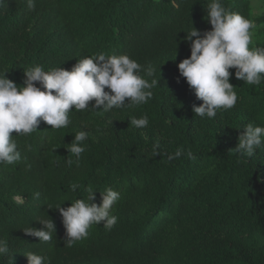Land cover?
<instances>
[{
  "label": "trees",
  "instance_id": "1",
  "mask_svg": "<svg viewBox=\"0 0 264 264\" xmlns=\"http://www.w3.org/2000/svg\"><path fill=\"white\" fill-rule=\"evenodd\" d=\"M258 6L0 0V264H264Z\"/></svg>",
  "mask_w": 264,
  "mask_h": 264
},
{
  "label": "clouds",
  "instance_id": "2",
  "mask_svg": "<svg viewBox=\"0 0 264 264\" xmlns=\"http://www.w3.org/2000/svg\"><path fill=\"white\" fill-rule=\"evenodd\" d=\"M86 75L88 77V81L90 82V84L92 86H95L94 79L92 78V73L89 72ZM34 213H35V209L31 208V212L25 215V220L28 221L27 217L34 214ZM75 222H76V218L69 217L67 220H65L61 217L60 211L56 210V212L51 215L50 221L47 222V226L43 230V235L38 237L37 240H41L44 242L48 241L50 239V235L52 233L57 234V235H62L66 229L74 228ZM32 230L33 229L28 230L27 234L32 232ZM43 253H45V252H43ZM43 253H34L36 255V258H37V263H35V264H45V257H44ZM64 255L69 256L68 253H64ZM59 262L61 264L66 263L65 257L63 255L59 258ZM32 264H34V263H32Z\"/></svg>",
  "mask_w": 264,
  "mask_h": 264
},
{
  "label": "rangeland",
  "instance_id": "3",
  "mask_svg": "<svg viewBox=\"0 0 264 264\" xmlns=\"http://www.w3.org/2000/svg\"><path fill=\"white\" fill-rule=\"evenodd\" d=\"M259 3H261V0H250V4L252 8L257 7ZM258 7L260 8V6ZM254 13H256V11H254Z\"/></svg>",
  "mask_w": 264,
  "mask_h": 264
}]
</instances>
